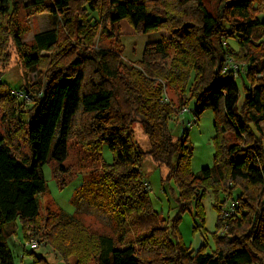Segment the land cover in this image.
<instances>
[{
  "label": "trees",
  "instance_id": "16d2710c",
  "mask_svg": "<svg viewBox=\"0 0 264 264\" xmlns=\"http://www.w3.org/2000/svg\"><path fill=\"white\" fill-rule=\"evenodd\" d=\"M211 1L32 0L25 6L30 15L46 13L60 22L27 44L17 1L0 0V63H8L11 42L27 75L44 74V82L24 90L35 109L26 126L19 109L26 101L15 102L0 83V108L6 118L18 114L31 152L23 156L0 140V264H14L7 239L17 222L26 242L36 231L66 264L71 258L75 264H264V20L258 19L264 0H215L214 12L206 5ZM121 21L138 35L166 32L169 38L146 45L141 60L126 65L115 51L94 47L99 33ZM166 85L178 91V108L163 101ZM189 98L196 121L207 110L214 114V165L198 174L190 170L187 130L174 139L168 129ZM135 123L148 140L146 151L133 141ZM71 141L93 162L101 160L104 145L112 155L75 195L114 223L111 236L59 213H39L36 197L47 191L44 166L54 162L61 186L73 178L62 165ZM146 157L167 168L179 213L192 208L203 223L201 200L214 193L211 253L181 243L179 214L171 224L152 209L142 173ZM34 264L48 263L38 257Z\"/></svg>",
  "mask_w": 264,
  "mask_h": 264
},
{
  "label": "rangeland",
  "instance_id": "374dc122",
  "mask_svg": "<svg viewBox=\"0 0 264 264\" xmlns=\"http://www.w3.org/2000/svg\"><path fill=\"white\" fill-rule=\"evenodd\" d=\"M16 1L19 8L17 24L20 29L25 31L23 42L31 44L35 34L58 26L60 20L51 17L49 14L30 15L26 11L25 6L29 5L32 0ZM206 5L210 11H215V0L206 3ZM258 19L264 20V14L258 15ZM168 38L169 35L166 32L138 35L126 21H121L116 27L108 25L105 33H99L94 47L95 50L115 51L119 54L122 63L134 65L141 60L146 45L163 39L167 40ZM6 52L9 55V61L7 64L0 63V83L7 85L12 90L15 102L21 104L24 100L26 101L23 106L19 107L20 111H22L21 120L26 126L34 117L35 109L31 98H29L30 92H25L24 90L30 89L32 91V84L44 82V74L37 71L27 75L22 69L18 55L11 42ZM227 67L231 69L240 68L242 72L244 71L243 65H238V68L231 61H227ZM190 83L191 81L189 80V85ZM237 83L240 92V104L243 98V91L240 80H237ZM164 92L165 98L163 101L172 103L178 108L179 94L176 88L166 85ZM1 95L2 92L0 90V97ZM188 100L186 108L183 111L177 110L176 115L168 122V129L174 139L180 138L183 131L187 130L188 143L192 149L190 170L193 174H198L202 169L211 168L214 165V114L212 110H207L196 121L192 114L196 106L195 100L191 98ZM7 115L0 108V140L9 145L14 152L23 156H30L31 152L25 137L26 127L20 130L18 114L13 119L10 116L6 118ZM133 141L141 149L145 151L148 149V140L138 123L133 125ZM54 144L55 141L52 147ZM102 163H112V155L106 145L102 148L101 160L93 162L88 154L74 141L69 142L68 157L62 165L71 169L70 177L73 178L61 186L63 178L56 179L54 162L51 161L44 166L43 175L47 184V191L36 197L39 213L42 216L48 212L59 213L66 219L74 218L79 220L93 233L113 235L114 223L112 221L88 207L83 198H75L76 192L82 186L101 175ZM142 173L144 181L149 187V199L152 209L162 219L169 221L171 224L179 214L176 229L181 243L189 248L190 251L196 252L201 247H204L203 250L206 253H211L214 250L213 236L217 233V212L214 208V193L208 190L201 200L204 214V222L202 223L196 217V210L192 208L179 213L177 203L178 188L172 179L166 180L167 168L157 165L151 157H146L142 163ZM233 194L236 197L238 191ZM218 198L220 201L225 200L223 193H220ZM229 202L230 200L225 202L223 206L225 210H228ZM15 230V234L7 239L8 246L14 256V264H34L38 257L45 259L48 264H66L52 252L50 247L39 241L40 236L36 231L31 233V240L35 244V247L32 248L26 245L27 242L23 238L20 222L16 223ZM68 264H75L74 259H69ZM89 264H96V262L92 260Z\"/></svg>",
  "mask_w": 264,
  "mask_h": 264
},
{
  "label": "built area",
  "instance_id": "2783aa9c",
  "mask_svg": "<svg viewBox=\"0 0 264 264\" xmlns=\"http://www.w3.org/2000/svg\"><path fill=\"white\" fill-rule=\"evenodd\" d=\"M148 188H149V187L146 186V189H147V190H148ZM231 209H232V208H231ZM231 209H230V212H232ZM226 215H227V214H226ZM26 245H29V246H31L32 248L35 247V244H34V242H33L32 240H29V241L26 243Z\"/></svg>",
  "mask_w": 264,
  "mask_h": 264
}]
</instances>
